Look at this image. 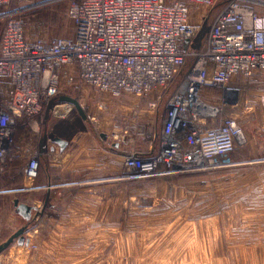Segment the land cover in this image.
Instances as JSON below:
<instances>
[{
    "label": "rangeland",
    "instance_id": "obj_1",
    "mask_svg": "<svg viewBox=\"0 0 264 264\" xmlns=\"http://www.w3.org/2000/svg\"><path fill=\"white\" fill-rule=\"evenodd\" d=\"M180 1L190 6L191 22L200 26L189 49L195 52L204 45L214 17L227 0H215L211 8L195 0ZM46 2L23 0L20 9L28 38H72L75 27L67 16V2L43 4ZM254 7L264 13V8ZM180 80L178 77L173 87L143 99L98 93L87 86L70 91L68 95L84 110V120L75 107L60 115L54 107L48 110L44 130L49 128L42 141H52L64 124L67 137L90 132L91 143L84 142V146L99 153L97 161L59 173L51 185L63 188L50 195L40 191L19 197L34 209L21 228L26 229L24 237L29 240L28 264H264L262 87L245 86L239 104L236 100L230 105L243 144L226 159L193 172L164 171L153 176L128 170L117 159L115 144L141 149L158 142L159 128L151 123L141 132L144 122L133 117V108L162 95L157 109H165L166 98ZM213 101L220 103L219 99ZM41 164L40 187L47 174L46 162ZM63 181L68 183L60 184Z\"/></svg>",
    "mask_w": 264,
    "mask_h": 264
},
{
    "label": "built area",
    "instance_id": "obj_2",
    "mask_svg": "<svg viewBox=\"0 0 264 264\" xmlns=\"http://www.w3.org/2000/svg\"><path fill=\"white\" fill-rule=\"evenodd\" d=\"M195 1L211 8L215 0ZM62 2L68 4L74 36L30 40L23 0H0V178L24 162V190L34 189L40 151L28 158V144H41L48 110L54 107L60 115L59 109H71L59 100L73 98L68 93L82 86L143 99L173 87L180 77L166 98L158 153L149 158L133 154L125 161L141 176L193 172L226 159L243 144L229 107L239 103L245 86L255 85L263 89L264 105V13L254 7L264 8V3L227 0L204 45L193 52L189 49L200 26L191 22L190 6L183 1L43 4ZM162 98L151 101L149 109L156 110ZM139 113L136 109L133 117Z\"/></svg>",
    "mask_w": 264,
    "mask_h": 264
},
{
    "label": "crops",
    "instance_id": "obj_3",
    "mask_svg": "<svg viewBox=\"0 0 264 264\" xmlns=\"http://www.w3.org/2000/svg\"><path fill=\"white\" fill-rule=\"evenodd\" d=\"M84 87L85 86H82L80 90H83ZM89 89L92 91L91 88ZM91 99H94L93 95L91 96ZM147 104H139L136 106L137 108H133L134 110L139 109L140 111L139 117L136 120L144 122L140 127V130L143 133L144 131H146L147 126L151 125V123L156 124V127H158L160 131L158 135V142L150 146L151 148L143 146V148L141 149H129L123 147L121 148L118 144H115L114 151L115 154L118 155L117 159H120L122 165L124 162V166L126 157L129 156V154H136L138 156L143 157H151L157 154L159 151V137L162 133L163 122L166 117V108L163 110H161V108L151 110L148 108ZM50 125L57 126L55 122L51 121ZM60 126L61 129L59 130V134H55V137L52 138V141L46 139L42 141L39 146H35L34 144H32V142L28 144V158L30 157L29 154L34 153L36 149H38V151H40V167L42 166V161L46 162L44 170H46L47 174L43 176L42 180L43 182H45V184L42 185V187L37 185L38 180H40V172L39 178L35 183L34 189L28 192L24 190V175L21 170L24 162H22V164L20 163L17 168L11 169L6 175L0 178V246L4 245L14 234H16L22 228V226L28 224V220L31 219V217L29 219L24 218L21 211L16 206V202H19V204L27 205L24 204L22 201H19V197L28 194L30 196L34 194L36 195L37 192L40 191H44L47 195H50L55 189H61L64 187H61L58 184L56 186L51 185L52 182L57 180L59 173L73 172V167L81 168L85 167L86 165H89L92 161H97V154L99 152L93 151L94 149L89 148L88 145L84 146V142H86V144L91 143L90 132L87 131L78 136L75 135L67 137L65 133H63L64 131L62 130L65 125L63 124ZM136 126H138L137 122ZM48 128L49 127L45 128V130L47 131ZM52 128L53 131H56L58 129V127ZM48 182L49 186L45 187L46 183ZM66 182L68 183V181ZM66 182L63 181L60 184L64 185L66 184ZM30 208L32 210L31 216H33L34 209L32 207ZM25 239L26 241H28V237H25ZM0 264H28V244L24 243V245H20L19 242L15 240L11 244V246L0 255Z\"/></svg>",
    "mask_w": 264,
    "mask_h": 264
},
{
    "label": "water",
    "instance_id": "obj_4",
    "mask_svg": "<svg viewBox=\"0 0 264 264\" xmlns=\"http://www.w3.org/2000/svg\"><path fill=\"white\" fill-rule=\"evenodd\" d=\"M189 46V42L187 41L184 44V48L187 49ZM60 102L61 103H67L72 105L73 107L76 108V110L79 112V114L82 116L83 119H86L84 110L82 109V106L80 105V102L74 98L71 97H62L60 98ZM16 206L19 208V210L21 211L22 215L24 218L29 219L31 217V208L27 205H23V204H19V202H16ZM25 230L26 229H21L19 230L16 234H14L4 245L0 246V255L6 250L8 249L11 244L17 240L19 242L20 245H24L25 244H29V240L26 241L24 235H25Z\"/></svg>",
    "mask_w": 264,
    "mask_h": 264
},
{
    "label": "bare ground",
    "instance_id": "obj_5",
    "mask_svg": "<svg viewBox=\"0 0 264 264\" xmlns=\"http://www.w3.org/2000/svg\"><path fill=\"white\" fill-rule=\"evenodd\" d=\"M59 113H63V111L59 109ZM242 140H243V139H242Z\"/></svg>",
    "mask_w": 264,
    "mask_h": 264
},
{
    "label": "trees",
    "instance_id": "obj_6",
    "mask_svg": "<svg viewBox=\"0 0 264 264\" xmlns=\"http://www.w3.org/2000/svg\"><path fill=\"white\" fill-rule=\"evenodd\" d=\"M40 172H41V167H40Z\"/></svg>",
    "mask_w": 264,
    "mask_h": 264
}]
</instances>
